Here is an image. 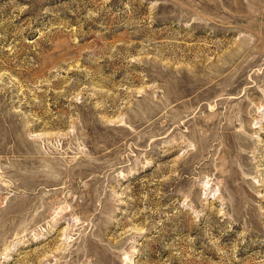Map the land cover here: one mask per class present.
Listing matches in <instances>:
<instances>
[{
	"label": "rangeland",
	"instance_id": "374dc122",
	"mask_svg": "<svg viewBox=\"0 0 264 264\" xmlns=\"http://www.w3.org/2000/svg\"><path fill=\"white\" fill-rule=\"evenodd\" d=\"M0 264H264V0H0Z\"/></svg>",
	"mask_w": 264,
	"mask_h": 264
}]
</instances>
